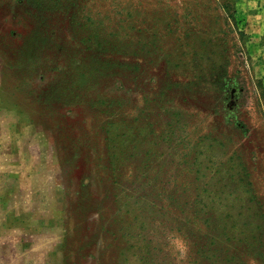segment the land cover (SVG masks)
<instances>
[{"label": "rangeland", "instance_id": "obj_1", "mask_svg": "<svg viewBox=\"0 0 264 264\" xmlns=\"http://www.w3.org/2000/svg\"><path fill=\"white\" fill-rule=\"evenodd\" d=\"M0 264H264V23L0 0Z\"/></svg>", "mask_w": 264, "mask_h": 264}, {"label": "crops", "instance_id": "obj_2", "mask_svg": "<svg viewBox=\"0 0 264 264\" xmlns=\"http://www.w3.org/2000/svg\"><path fill=\"white\" fill-rule=\"evenodd\" d=\"M240 19L251 23H264V0H234ZM251 28L253 26L249 25Z\"/></svg>", "mask_w": 264, "mask_h": 264}]
</instances>
